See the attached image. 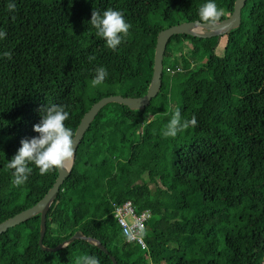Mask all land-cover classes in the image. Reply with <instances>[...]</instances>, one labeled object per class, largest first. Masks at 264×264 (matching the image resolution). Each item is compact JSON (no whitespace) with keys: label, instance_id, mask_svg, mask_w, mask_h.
<instances>
[{"label":"trees","instance_id":"16d2710c","mask_svg":"<svg viewBox=\"0 0 264 264\" xmlns=\"http://www.w3.org/2000/svg\"><path fill=\"white\" fill-rule=\"evenodd\" d=\"M235 0H215L228 17ZM204 0H0V222L32 206L54 183L57 169L32 168L11 183L6 168L44 104H62L75 133L102 97L146 93L160 30L199 20ZM119 10L130 25L116 50L90 25L91 11ZM201 22V21H200ZM94 57L89 60L88 57ZM161 86L141 109L109 102L95 115L75 150L74 164L45 219L40 215L0 234V264H264V0H246L240 24L208 38L175 34L162 59ZM104 83L89 86L96 67ZM196 124L175 137L162 133L175 108ZM74 136V135H73ZM130 200L150 211L142 237L127 242L113 204Z\"/></svg>","mask_w":264,"mask_h":264},{"label":"clouds","instance_id":"9594fccd","mask_svg":"<svg viewBox=\"0 0 264 264\" xmlns=\"http://www.w3.org/2000/svg\"><path fill=\"white\" fill-rule=\"evenodd\" d=\"M15 9V0H9L7 10L14 12ZM197 14L201 22L211 25L217 22L221 11L218 9L215 0H204ZM88 21L95 29V35L103 40L107 49L113 51L117 49L130 27L124 14L111 8L103 11L92 10ZM204 24L198 23L197 29L203 27ZM5 36V30L0 28V40H3ZM0 55L10 58L9 52H3ZM88 59L91 61L94 57L89 56ZM107 76L108 72L103 66L96 67L89 86L93 89L101 86ZM38 111L40 119L32 125V130L37 135L27 139L22 138L20 147L6 164V168L11 171L13 186H20L26 182L32 171L29 165L38 169L40 175H44L53 169L67 171L66 162L70 161L73 156L74 134L64 124L69 117L66 106L55 103L43 104ZM189 124L193 126L196 124L195 117L182 121L180 108L177 107L173 110L162 134L165 137H175L181 128H186ZM128 238L132 239L131 234ZM75 264H99V261L94 256L85 255L75 258Z\"/></svg>","mask_w":264,"mask_h":264},{"label":"water","instance_id":"95a60500","mask_svg":"<svg viewBox=\"0 0 264 264\" xmlns=\"http://www.w3.org/2000/svg\"><path fill=\"white\" fill-rule=\"evenodd\" d=\"M246 0H235L233 4V9L231 14L224 18L217 20L214 24H204V22H200L198 20L194 21H186L181 22L176 25L169 26L165 29H162L158 32L156 37L155 51H154V60H153V71L151 75V80L148 85L147 91L144 95L138 97H128L122 95H110L106 97H102L95 103L91 105V107L83 114L80 119V122L75 130L73 136V156L70 161L66 162L67 171L64 169H57V177L52 184V186L48 189V191L44 194V196L39 199L32 206L16 213L15 215L3 220L0 222V234L5 232L9 227H13L28 218L39 214L40 215V229H39V239L38 243L42 250L45 251H56L64 246H67L74 239H83L87 242L93 243L98 248L107 253L104 245L100 243L99 240L85 236L83 233L76 231L72 236L68 239L64 240L60 244L55 247H47L42 244V239L45 233V219L46 213L52 204L53 200L56 197V194L59 190L60 185L64 182L67 175L70 173L71 168L74 164L75 158V150L80 142L84 132L89 127L91 121L97 114V112L107 103L109 102H117L127 106L130 109H141L147 106L150 100L156 96L157 92L161 86V75H162V59L165 51L166 44L170 37L175 34H188L195 37L208 38L213 36H220L231 29L237 27L241 21V9L244 6ZM204 24L203 27L197 29L196 25ZM113 264H117L114 256H110Z\"/></svg>","mask_w":264,"mask_h":264},{"label":"built area","instance_id":"2783aa9c","mask_svg":"<svg viewBox=\"0 0 264 264\" xmlns=\"http://www.w3.org/2000/svg\"><path fill=\"white\" fill-rule=\"evenodd\" d=\"M113 206V216L119 224L126 241L136 242L140 246L144 247L145 243L143 241L142 231L144 229L145 222L150 217V211L143 210L136 213L130 200H126L120 204H113ZM129 234H131L132 239L128 238Z\"/></svg>","mask_w":264,"mask_h":264},{"label":"crops","instance_id":"0c3cea01","mask_svg":"<svg viewBox=\"0 0 264 264\" xmlns=\"http://www.w3.org/2000/svg\"><path fill=\"white\" fill-rule=\"evenodd\" d=\"M143 241H144V239H143ZM145 243V242H144ZM142 247V246H141ZM142 248H146V244H145V246L144 247H142ZM147 264H153V261H151V260H148L147 262H146Z\"/></svg>","mask_w":264,"mask_h":264}]
</instances>
